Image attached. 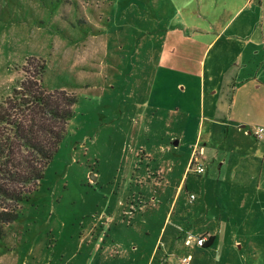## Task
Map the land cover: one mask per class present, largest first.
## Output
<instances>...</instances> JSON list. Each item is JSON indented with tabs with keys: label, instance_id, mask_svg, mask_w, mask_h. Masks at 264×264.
<instances>
[{
	"label": "rangeland",
	"instance_id": "374dc122",
	"mask_svg": "<svg viewBox=\"0 0 264 264\" xmlns=\"http://www.w3.org/2000/svg\"><path fill=\"white\" fill-rule=\"evenodd\" d=\"M233 1L0 0V76L4 77V83L0 80V94L7 91L11 95L19 80L24 79L22 67L33 57L31 54L49 40L47 30L78 43L81 29L98 35L106 31L102 26H107L108 34H118V48L113 51V57L122 61L114 72L104 75L105 80L118 85L104 96L100 90L101 79L59 66L55 62L57 56L52 57V61L46 58L44 86L48 90L70 88L72 91H67L74 92L78 98L76 115L43 180L28 188L29 192L33 191L28 202L16 206L21 210L20 218L8 229L7 237L0 240V264H87L92 252L86 236L89 220L116 209L120 201L122 150L128 122L133 116L130 87L134 81L149 75L148 68V72L142 74L150 49L145 40L156 36L151 47L158 50L163 43V38L158 42L159 35L165 37V33L171 32L173 41L178 40L180 44L182 40L187 46L179 45L176 54L168 59L170 64L178 66L187 59L192 69L201 61L207 67L226 68L231 62L228 36L234 33L233 28L214 49H206L218 33L217 23L225 25L239 11L240 5ZM107 5L112 21L102 25L100 12L102 6ZM89 18L93 23H88ZM195 36L194 41L184 39ZM143 44H147V48H143ZM89 58L94 59L91 67H97L96 73L100 72V57ZM111 61L105 62L111 65ZM19 70L18 82L8 88L5 78L10 79V74ZM123 115H126L124 119ZM248 141L245 143L247 152H255L253 145L259 144L262 157L264 141L257 142L253 138ZM215 154L220 155L221 160L227 157L223 139L216 146ZM244 167L250 168L249 165ZM215 171L213 184L206 189L210 198L214 197L218 220L224 218V227L229 228L227 239L223 234L227 245L204 250L206 255L196 256L191 264H264V159L261 158L254 170L251 168L253 173L245 184L224 174L219 176L217 166ZM91 173L100 177V183L91 184ZM192 180L197 187L191 192L198 194L201 179ZM203 188L205 190V186ZM246 192L250 194L247 198ZM217 198L219 203H216ZM228 209L229 213H225ZM112 264H117L116 260Z\"/></svg>",
	"mask_w": 264,
	"mask_h": 264
},
{
	"label": "crops",
	"instance_id": "0c3cea01",
	"mask_svg": "<svg viewBox=\"0 0 264 264\" xmlns=\"http://www.w3.org/2000/svg\"><path fill=\"white\" fill-rule=\"evenodd\" d=\"M233 3L240 5L239 11L225 25L217 23L218 33L206 49H214L233 28L234 33L228 36L231 62L226 68L207 67L201 61L192 69L187 59H182L184 63L178 66L170 64L168 59L176 54L179 45L187 46L182 40L180 44L178 40L173 41L171 32L165 33V37L159 35L157 40L160 42L163 38V43L158 50L151 47L156 36L145 40L150 49L142 74L148 68L149 75L134 81L130 87L133 116L128 122L122 150L120 201L116 209L89 220L86 236L92 252L87 264H112L114 260L117 264H182L188 256L193 262L196 256H205L204 250L226 248L223 234L227 239L229 228L224 227V218L218 220L214 197L210 198L206 186L213 184L216 166L219 176L224 174L245 184L253 173L251 168L254 170L261 158L264 159V153L260 156L259 144L253 145L255 152L252 153L245 147L249 138L264 141L253 134L254 129L264 133V0H234ZM100 14V24L111 23L108 5L102 6ZM89 21L93 23L91 18ZM102 29L106 31L98 35L81 29L78 43L47 30L49 40L31 56L49 61L57 56L55 62L59 66L101 79L100 90L106 96L116 84L105 80L104 75L114 72L122 61L113 57V51L118 48V34H108L104 25ZM184 39L194 41L196 36ZM147 44L142 47L147 48ZM92 56L102 61L98 73L97 67H91L94 59L89 57ZM109 59L111 65L105 62ZM20 72L5 78L8 88L18 82ZM0 80L4 83V77L0 76ZM59 89L72 91L68 87ZM9 95L7 91L0 94V102ZM222 139L228 154L224 160L215 154ZM201 150L199 164L206 172L198 177L190 169L195 154ZM90 177L91 184L101 181L96 174L91 173ZM198 178L201 185L197 188L198 194H193L191 190L197 184L192 179ZM191 195H195L194 200ZM248 196L246 192L245 198ZM219 202L217 198L216 203ZM245 205L243 201L242 206ZM188 235L205 237L209 239L208 245L188 248L185 245Z\"/></svg>",
	"mask_w": 264,
	"mask_h": 264
},
{
	"label": "trees",
	"instance_id": "16d2710c",
	"mask_svg": "<svg viewBox=\"0 0 264 264\" xmlns=\"http://www.w3.org/2000/svg\"><path fill=\"white\" fill-rule=\"evenodd\" d=\"M46 68L44 59L28 58L24 79L0 102V240L19 220L16 206L28 202V188L43 180L76 115L77 95L48 90Z\"/></svg>",
	"mask_w": 264,
	"mask_h": 264
},
{
	"label": "built area",
	"instance_id": "2783aa9c",
	"mask_svg": "<svg viewBox=\"0 0 264 264\" xmlns=\"http://www.w3.org/2000/svg\"><path fill=\"white\" fill-rule=\"evenodd\" d=\"M253 134L256 137H258L259 139L264 138L263 133L259 129H254ZM202 154H203L202 150H201L200 154H195L193 163L191 165L190 171L196 175H203L206 172V168L202 164H199V157ZM191 199L194 200L195 195H191ZM208 240L209 239H207L205 237L198 238V237H195L193 235H188L187 238L185 239V245L188 248H191L193 245H197L199 247H204L209 242ZM191 261H192V257L188 256V257H186V259H184L182 264H191Z\"/></svg>",
	"mask_w": 264,
	"mask_h": 264
},
{
	"label": "water",
	"instance_id": "95a60500",
	"mask_svg": "<svg viewBox=\"0 0 264 264\" xmlns=\"http://www.w3.org/2000/svg\"><path fill=\"white\" fill-rule=\"evenodd\" d=\"M174 145H175V146H178V142H175Z\"/></svg>",
	"mask_w": 264,
	"mask_h": 264
}]
</instances>
